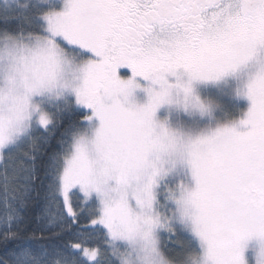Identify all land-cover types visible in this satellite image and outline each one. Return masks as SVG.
Wrapping results in <instances>:
<instances>
[{
    "label": "snow or ice",
    "instance_id": "1",
    "mask_svg": "<svg viewBox=\"0 0 264 264\" xmlns=\"http://www.w3.org/2000/svg\"><path fill=\"white\" fill-rule=\"evenodd\" d=\"M0 36V264H264V0H0ZM228 80L234 118H157Z\"/></svg>",
    "mask_w": 264,
    "mask_h": 264
},
{
    "label": "rangeland",
    "instance_id": "2",
    "mask_svg": "<svg viewBox=\"0 0 264 264\" xmlns=\"http://www.w3.org/2000/svg\"><path fill=\"white\" fill-rule=\"evenodd\" d=\"M125 73L126 72H123L121 74ZM233 87L234 85L231 80L218 83L208 82L195 84V92L200 99L211 101L214 108H218L219 110L217 111L216 119L214 120H188L187 117H185L184 123L197 128L204 126L205 124L215 126L217 122L224 123L226 120L234 118L238 115L239 110H242L245 107V101L233 98ZM133 98L137 103H143L146 100V95L143 91L137 90L134 92ZM156 115L159 119H167L170 124H175L177 122L176 110L173 106H162L157 111Z\"/></svg>",
    "mask_w": 264,
    "mask_h": 264
},
{
    "label": "clouds",
    "instance_id": "3",
    "mask_svg": "<svg viewBox=\"0 0 264 264\" xmlns=\"http://www.w3.org/2000/svg\"><path fill=\"white\" fill-rule=\"evenodd\" d=\"M6 39H7L6 37L0 36V45H3V43L6 41ZM0 80H2V77H0ZM7 107H8V103L5 102V104H4L5 111L7 110ZM173 107L176 110V115H177V122L175 124H170L173 128H176V127H181V128L192 127V126L184 123L185 117H187L188 120H203V121L214 120V119H216V113L219 110L218 108H213L211 114L209 115L207 113L201 114L199 111L192 109V108H190L188 111H185L183 107H176L175 105ZM205 125H207V124H205ZM201 127H203V126H201Z\"/></svg>",
    "mask_w": 264,
    "mask_h": 264
},
{
    "label": "flooded vegetation",
    "instance_id": "4",
    "mask_svg": "<svg viewBox=\"0 0 264 264\" xmlns=\"http://www.w3.org/2000/svg\"><path fill=\"white\" fill-rule=\"evenodd\" d=\"M126 71H127L126 69H122V70H121V73L126 72Z\"/></svg>",
    "mask_w": 264,
    "mask_h": 264
}]
</instances>
